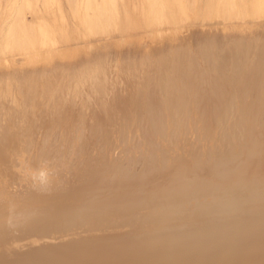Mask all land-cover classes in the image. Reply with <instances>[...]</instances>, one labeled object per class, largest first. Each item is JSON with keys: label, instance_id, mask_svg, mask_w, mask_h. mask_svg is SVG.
I'll list each match as a JSON object with an SVG mask.
<instances>
[{"label": "bare ground", "instance_id": "6f19581e", "mask_svg": "<svg viewBox=\"0 0 264 264\" xmlns=\"http://www.w3.org/2000/svg\"><path fill=\"white\" fill-rule=\"evenodd\" d=\"M132 5L136 21L119 0H0V66L45 63L0 75V264H264V0ZM193 18L240 38L50 65Z\"/></svg>", "mask_w": 264, "mask_h": 264}, {"label": "rangeland", "instance_id": "374dc122", "mask_svg": "<svg viewBox=\"0 0 264 264\" xmlns=\"http://www.w3.org/2000/svg\"><path fill=\"white\" fill-rule=\"evenodd\" d=\"M62 1L65 2V0H62ZM119 2H120L121 9L124 10L125 13L132 18V20L136 21L134 10H133V5H132V0H119ZM194 20H195V22H194ZM254 21H256V22H254L253 24L250 23V26L252 28L253 27L256 28L255 36L260 35L261 38H264V32H262L264 30V17L259 18V19L254 20ZM254 24H255V26H254ZM259 24H260V26H259ZM232 26L234 28H239V27L242 28L243 23H240L238 21H234V22L229 21L226 23V21L224 22L223 20L216 19V18H212V20L210 18H207V19H205V18H203V19L202 18L189 19L187 21H184L183 23L178 25L176 27V29H174L178 33L177 39L173 40L172 38H169L171 41L169 42L167 39L166 41H168V43L165 42L164 40L160 41V42H163L165 44H163V43L161 44L160 42H155L156 44L154 46L151 45L152 47H154V49L152 51H149L150 50L149 47H151V46H150V44H149V46L147 44L148 38L152 37V35H153L152 33H150L151 30H149V29L148 30L145 29L143 31V34L146 33L145 34L146 37L144 35H141V36H143V38H140L139 36L136 35L135 37H137V38L135 39V37H133V41H132V39L131 40L128 39V37H123L120 39H119V37H115L116 39H114V38L108 39L107 38L108 41L110 40L109 42H107L106 39H92L88 42H83V43L74 45V47L79 48V51H78L77 57L74 56L73 58H71V56H70V58H71L70 60L72 62L70 61L69 63H67L69 61V59H68L69 57L65 59V60H67V61H65L66 63L60 62V61H64V58L62 59V57L58 56V57L53 58V60L50 61V65L54 63V64H57L54 67L59 66V67H64V68H77V69H79L80 64H96L100 60L103 61V60H107V59H109L111 62H113L115 64H121V63H126V62H131V61H135V62H141L142 61V62H150L152 64H159L162 61V59L165 58L166 54H169L173 50L178 49V48L197 50V49H202L204 46H207V45H209V47H211V48H213V46H215L217 48H218V46L225 48L226 45L229 44L231 41H235V40H238L240 38L239 36H237L238 38H236V36H232L234 34L229 35L230 31L227 32L228 31L227 29L233 28ZM247 32H249V31H247ZM249 33H246V35L249 37H252V38H249V37L247 38V37H245L246 35L245 36L243 35V37H245V39H248V41L249 40L253 41V37H255V36H253V35L250 36V35H251V33L254 34V32L250 31ZM138 35H140V34H138ZM230 37H232V38H230ZM233 37H235V38H233ZM138 39H140L141 41ZM104 40H105V43H104ZM136 40L138 42H136ZM102 41L105 45H103V43H101ZM111 41H117V43L119 45L117 46L116 42H112V44L110 45ZM139 41L141 43H139ZM172 41H173V43L178 42L180 44H173L172 45V44H170ZM94 42L97 43V45L100 49L98 47L94 46L95 45ZM145 42L147 45L145 44ZM86 43L89 45H85ZM133 43H136V44H133ZM138 43H139V45L137 46ZM100 44H101V46H103L104 49L103 48L101 49V46H99ZM90 45H92V46H90ZM112 45H114V46H112ZM146 46H148L149 49H146L147 48ZM94 47H95V49H94ZM112 47H114V48H112ZM91 48H93L94 51ZM108 48H110V49H108ZM89 49H91L94 53L96 52V54L93 55L94 53ZM106 49H107V51H110V52H106ZM89 51L91 53H89ZM17 59H19V61L21 62L19 65L20 69L16 68V67H18V65L15 67V69H18V70H14L12 68L8 69V67L6 65L0 66V75L6 74L7 72H11V73H16V72L31 73L34 71L40 72V70L35 69V68L38 67V64H39V67L41 64L42 65L45 64L42 62L37 63V66H35V68H34L33 67L34 64L30 65L31 63L30 64L27 63V68H21L22 66L26 67V64H25L26 62L23 61L22 58L17 57ZM57 59H59V60L57 61ZM22 62H23V65L21 66ZM42 65H41V67H43ZM29 66H31L32 68H30Z\"/></svg>", "mask_w": 264, "mask_h": 264}]
</instances>
